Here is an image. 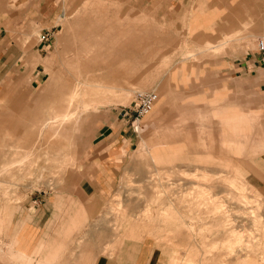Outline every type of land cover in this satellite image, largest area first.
Returning <instances> with one entry per match:
<instances>
[{
    "label": "rangeland",
    "instance_id": "rangeland-1",
    "mask_svg": "<svg viewBox=\"0 0 264 264\" xmlns=\"http://www.w3.org/2000/svg\"><path fill=\"white\" fill-rule=\"evenodd\" d=\"M58 2L60 23L30 63L42 70L0 78V252L43 197L56 203L50 228L79 231L50 242L66 235L81 257L108 229L114 246L149 239L157 264H264V93L247 71L262 66L264 0ZM27 30L16 32L37 41ZM81 41L92 47L77 69L67 58ZM67 70L95 85L96 102L88 85L72 92ZM138 91L158 99L132 122L122 113ZM117 124L125 142L109 143ZM115 148L114 171L98 173L92 154Z\"/></svg>",
    "mask_w": 264,
    "mask_h": 264
},
{
    "label": "crops",
    "instance_id": "crops-1",
    "mask_svg": "<svg viewBox=\"0 0 264 264\" xmlns=\"http://www.w3.org/2000/svg\"><path fill=\"white\" fill-rule=\"evenodd\" d=\"M60 12L58 0H0V78L9 76L10 72L14 70H33L32 75H37L36 70H42L41 63L35 67L30 65V63L33 62V58L38 60L42 56L46 41L43 35L49 33L60 23L63 16ZM23 15L27 16L25 22L19 19ZM22 27L28 28L25 33L27 36L32 35V32H38V40L29 42L23 35L17 33L16 30ZM228 41L229 37L216 45L209 41L201 52L223 46ZM79 44L75 46L73 56L67 58V64L71 67L75 66L77 69H80L82 60L85 59L92 47V45H88L84 41ZM22 58H24V61ZM256 61L254 59L252 63L248 64L249 70L247 71L255 77L260 91L264 93V66L261 60L262 66L257 65ZM4 71L7 72L4 73ZM67 71L71 73L70 76L73 78L72 92L75 93L77 91V86L88 85L87 89L83 91L89 93V102H96V99L93 98L95 92L92 90L95 85L87 82L88 79L83 84L81 80L79 81L81 76H83L81 70ZM109 128L111 132L105 136L107 142H125L121 137L126 135L127 131L121 124H117L114 127L109 126ZM237 141H239V138ZM92 156L101 164L97 172L103 174L108 171H114L106 163V159L122 157L123 154L122 149L115 148L96 150ZM180 159L189 161L186 157H181ZM209 160L213 163H219L217 158H209ZM200 166L202 167V164L198 165V167ZM107 168L110 169L107 170ZM31 204L32 208H30L29 213L32 222L26 224L20 230L21 232H15L14 236H17L18 239L9 250L0 252V264H157L158 262L155 260L156 249L153 250L149 239L144 238L143 240L141 239L142 241L134 242L129 240V238H125L120 244L114 246L112 238L109 239L112 235L109 234L108 229L93 231L104 232L101 235L108 237L103 242V248L98 251L96 248L98 246L90 245L87 247L88 250H83L86 254L81 257L79 249L76 250L73 245H66V235L61 240L63 242L60 239L56 240L57 242L59 241L56 244L50 242V238L52 236L55 237L58 232H63V234L59 235H63V237L65 232H72L73 238L79 236V231L76 233L75 229L49 227L51 226L52 218L57 215L56 203L41 197L33 200ZM234 220L237 219L234 218ZM94 235L95 233H91V236ZM108 247L110 248L107 249ZM66 253H71L73 256L70 258V255H66Z\"/></svg>",
    "mask_w": 264,
    "mask_h": 264
},
{
    "label": "built area",
    "instance_id": "built-area-1",
    "mask_svg": "<svg viewBox=\"0 0 264 264\" xmlns=\"http://www.w3.org/2000/svg\"><path fill=\"white\" fill-rule=\"evenodd\" d=\"M48 35L49 33L43 35V38L47 40ZM256 50L262 64L264 65V37L257 40ZM157 99L158 95L153 91H138L131 104L124 108L122 115L124 117H129V119L134 118L132 122H135L141 116H145L153 110Z\"/></svg>",
    "mask_w": 264,
    "mask_h": 264
},
{
    "label": "bare ground",
    "instance_id": "bare-ground-1",
    "mask_svg": "<svg viewBox=\"0 0 264 264\" xmlns=\"http://www.w3.org/2000/svg\"><path fill=\"white\" fill-rule=\"evenodd\" d=\"M71 99H72V100H75V99H76V95H73V97H71ZM70 102H71V101H70ZM67 112H68V111H67ZM69 114H70V113L68 112L67 114L64 115V117H66V118L69 117V116H70ZM61 116H62V115H61ZM59 118H60V115H59ZM62 118H63V117H62ZM57 119H58V118H57Z\"/></svg>",
    "mask_w": 264,
    "mask_h": 264
}]
</instances>
